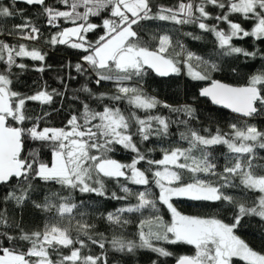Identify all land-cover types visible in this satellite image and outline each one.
Instances as JSON below:
<instances>
[{"label": "snow or ice", "instance_id": "obj_1", "mask_svg": "<svg viewBox=\"0 0 264 264\" xmlns=\"http://www.w3.org/2000/svg\"><path fill=\"white\" fill-rule=\"evenodd\" d=\"M60 2L65 6L64 10L47 5L46 0H23L29 6H43V15L47 17L50 26L59 27L58 22L61 19L73 24L72 27H65L52 35L47 43L51 46L68 45L73 49L83 50L86 54L81 59L95 72L97 85L101 81H115L116 92L108 97L109 100H127L129 105L146 112L163 104L173 112L182 111L189 118H195L196 109L190 104L173 108L155 96L148 95L142 86H129L125 83L134 78L143 79L149 69L162 77L179 75L183 64L187 68V75L192 79L210 81L209 86L200 89L201 97L210 98L212 103L222 105L244 117L264 113V73L252 75L247 84L242 86L223 83L211 76V73L221 70L219 64L188 51L179 41L174 45L168 34L153 37L157 43L155 47H150L134 29V26L145 20L169 21L177 25L196 24L199 29L213 33L223 55L255 56V52L233 46L232 40L235 37L249 36L264 38V0H179L175 8L160 6L155 13L151 0ZM208 5L226 9L214 18L228 24L227 32L217 25L204 22L212 18V14L207 11ZM81 7L83 11L78 10ZM105 11L109 14L103 18L102 24L89 21L90 16L99 17ZM232 13L254 19L255 24L251 31L230 20ZM18 14L23 15V10L17 11L15 0L9 6L0 3V18ZM97 28H102L103 34L94 42L88 40L87 33ZM7 35L37 41L40 38V29L26 18L23 23L14 25ZM185 35L200 39L192 33ZM176 47H179L180 52H175ZM170 49L174 55L169 54ZM181 54L184 55L182 61L178 59ZM46 56L47 53L35 47L30 49L24 43L12 45L0 40V61H4L7 66L6 72H0V185L11 184L14 180L17 182L19 188H13L4 197L6 202L15 201L17 206L31 200L34 191L32 181L37 179L44 183L59 184L62 189L69 190V195L52 193L51 196H45L41 203L35 200H31V203L44 212L55 208L57 217L60 220L68 217L69 224L78 215L80 218L76 219L75 225L77 235L74 237L71 228L59 222L46 223L42 230L25 231L19 224H10L6 213L0 212V227L6 229L0 232V237L12 244L11 247L0 245V264H108L106 244L120 253L135 254L138 249H149L160 256L171 255L164 247L153 243L159 240L194 246L195 255L181 256L177 264H233L234 257L241 258L246 264H264V254L250 247L235 231L248 216H257L264 221V195L259 197L256 206L248 207L225 193L226 188L236 186L234 179L238 178L244 188L264 194V174L256 173L258 165L254 163L257 150L264 149V131L253 124L244 128L231 124L230 133L217 129L215 134L205 136L188 128L186 132L180 133L181 140L188 143L187 148L163 149L162 158L152 160L141 152L134 136L138 135L141 141H148L153 135H169L171 122L160 115L140 118L132 112L126 116L115 104H106L102 111H96L84 103L83 112L79 116L71 115L65 127H41L40 121L43 117L33 118L26 115V102L51 104L54 95L63 93H58L56 89L51 92L42 89L32 95H23L12 90L9 77L13 66L20 69L27 67L22 63L17 64V58L28 57L33 61L44 62ZM75 69L77 72L85 71L82 63H77ZM35 70L43 72L45 65L42 63ZM83 90L91 93V89L86 86ZM106 95L100 93L99 99L103 100ZM25 121H31V126H25ZM181 123L187 125L188 121ZM133 126L136 128L135 132L131 130ZM28 140L37 142L39 148H34L25 156L24 146ZM116 145L135 153L130 163L124 164L111 158L109 153L113 152ZM216 145L226 146L234 159L231 166L225 165L223 172L216 171V164L211 159L209 148ZM44 148L49 149L50 160L42 158ZM194 150L200 152L199 157L193 155ZM151 151L153 149H148V152ZM142 161L153 166L154 170H141L138 165ZM148 171H151L153 178L151 182L159 188L158 200L167 206L171 220L166 222L161 216L141 220L138 242L116 236L108 240L104 233L93 235L95 225L84 220L86 213L78 212L83 202L81 201V205L73 203L71 192L78 191L81 194H95L117 200L135 195L137 204L108 212L105 217L114 227L123 228L129 223L123 218L124 213L139 212L145 208L155 209L156 200L150 198L152 193L147 188L145 191L133 193L126 184L121 185L125 196H118L116 192L109 194L104 178L117 183L124 178L135 185L148 186ZM183 171L193 174L192 182H184ZM201 174L216 177L217 180L201 179ZM173 198L227 202L236 209L233 222L183 214L174 206ZM54 199L56 203H53ZM154 224L155 231L152 227ZM13 227L18 229V235L10 234ZM19 242H27L30 247L21 250L16 247ZM89 243L97 245L102 250L101 253L83 254L82 249L87 248ZM61 249H70V252L54 260L52 253L59 255ZM152 264H156V261H152Z\"/></svg>", "mask_w": 264, "mask_h": 264}, {"label": "trees", "instance_id": "obj_2", "mask_svg": "<svg viewBox=\"0 0 264 264\" xmlns=\"http://www.w3.org/2000/svg\"><path fill=\"white\" fill-rule=\"evenodd\" d=\"M6 6L12 5V1L0 0ZM179 0H151L153 5V12L155 13L160 6L175 8ZM46 4L53 8L64 10L65 6L60 0H46ZM17 11L23 10V15H16L13 17L0 18V40H4L12 45L24 43L31 49L33 47L40 49L47 53L44 62L33 61L28 57L17 58V64H25L27 67L20 69L16 66L12 67L10 79L12 84L10 87L13 91H17L23 95H32L39 90H47L51 92L56 89L58 93L63 95H54L51 104H41L37 101H27L25 105L26 115L35 117H43L40 121L41 127H65L67 120L71 115H80L83 112V104L87 103L90 108L96 111H102L104 105L112 106L115 104L120 107L126 116L135 112L140 118H145L147 115H160L167 118L171 123L169 127V135L165 137L151 136L148 141H141L138 135L134 136V140L138 143L141 152L145 153L148 159L159 160L162 158L163 149L169 148H187L188 143L181 140L180 133L186 132L188 128L200 132L201 135L215 134L219 129L223 133H230L231 124H236L240 128L246 127L248 124L255 125L261 131H264V113L254 117H239L223 108L213 106L205 97L198 94V89L209 81L194 80L187 75V68L181 64L182 71L179 75L159 76L154 71L148 70L143 79L134 78L132 81L125 82L129 86L140 85L144 91L150 95L155 96L158 100L171 105L173 108H180L183 105L190 104L196 109L195 118H189L184 112H173L170 108L164 107L163 104L158 105L157 108L145 111L143 109L134 108L129 105L127 100L120 102H113L108 99L109 96L115 94V81H101L99 85L95 83L97 76L91 70L87 63L83 62L81 57L86 53L81 49H73L68 45L51 46L47 43L52 35L61 30L63 26L72 24L71 22L61 19L59 27L50 26L47 23V17L43 15V6L34 5L29 6L23 2L15 1ZM83 11V7L78 9ZM207 11L212 14V18L204 22L209 25H217L219 28L228 31V24L223 21H217L214 17L222 14L223 11L218 7L208 5ZM108 12H102L99 17H89V21L95 24H102L103 18L108 16ZM30 19L39 29L40 38L37 41H28L19 39L16 36H8L7 32L13 28L14 25L23 23L24 19ZM229 19L233 22L240 23L241 26L251 31L254 27V19H246L239 13H232ZM79 22V21H77ZM134 29L139 32L142 41L147 42L150 47H155L157 40L153 37L168 34L172 38L175 45L177 41L182 43L188 51L195 53L197 56L203 57L205 60L219 64L221 70L211 73L213 79H220L233 84H247L249 77L254 74L264 73V38L257 39L255 37H235L232 40L233 46L241 47L248 52H255V56H245L243 54L223 55L216 37L211 32H205L198 28L196 24L177 25L169 21L160 20H145L139 25L134 26ZM185 33H192L193 36H198L200 39H193L192 36L185 35ZM103 34L102 28H97L92 32L87 33V39L95 41ZM175 52H180L179 47L175 48ZM170 55H174L173 51L169 50ZM184 55L181 54L178 59L183 60ZM45 65L43 72L36 71L35 68L40 64ZM82 63L85 71L77 72L75 65ZM50 66V67H48ZM197 70H200L197 68ZM234 70V71H233ZM7 66L4 61H0V72H6ZM88 87L91 93L85 92L83 89ZM100 93L107 95L103 100L99 99ZM47 113V116L44 114ZM188 121L185 125L181 121ZM31 121H25V126H31ZM136 131L135 126L131 129ZM34 148H39L37 142L31 140L26 141L24 146V155L27 156ZM148 149L153 151L148 152ZM211 152V159L216 164V171L223 172V168L227 164L231 166L234 162L232 154L229 153L226 146L216 145L209 148ZM112 159L121 163H130L135 153L124 149L122 146L116 145L113 152L109 153ZM193 155L199 157L200 152L194 150ZM42 158L50 160V151L48 148L42 149ZM258 167L255 169L257 174H264V149L257 150V159L254 161ZM141 170H148L153 166H149L145 161L139 165ZM150 184L148 186L135 185L130 181L121 178L117 183L115 180L104 178L106 188L109 192H116L118 196H125L121 191V185L126 184L133 193L145 191L146 188L152 195L151 199L156 200V208H145L139 212L124 213L123 218L129 223L123 228L114 227L106 219L108 212H114L118 208L128 207L138 203L135 195H128L127 199H111L95 194H81L78 191L71 192V200L77 205H83L78 208V212L86 213L84 220L94 224L95 229L93 235L96 233H104L108 240L113 236L123 237L128 240H135L138 242V231L140 221L150 219L154 216L163 217L164 221L171 220V213L166 205H163L158 200L159 188L152 183L151 171H148ZM184 182H189L193 178V174L188 171L182 173ZM202 179L217 180L216 177H207L200 175ZM34 191L31 195V200L37 203L44 201L45 196H51L52 193H59L60 195H69V190L62 189L59 184L44 183L40 180L32 181ZM234 187L225 189L227 195H232L238 201L243 202L248 207H253L258 204L261 193L258 190H250L240 185L239 179H234ZM13 188H19V185L14 180L11 184L0 185V212H5L6 216L12 225L19 224L25 231L42 230L46 223L59 222L63 226H69L72 230V235H77L75 230L76 219L80 217L77 215L76 219H72L69 224V218L65 217L60 220L56 215V210L53 208L50 212L40 211L36 209L31 200L22 206H17L15 201H5L4 197ZM19 194V193H18ZM57 201L54 199L53 203ZM174 206L183 214L200 216V217H215L222 219L226 223L233 222V215L236 211L235 207L229 205L224 201H194L187 198H173ZM4 227H0V232L5 231ZM147 228L145 227V231ZM236 235L249 244L254 250L264 254V221L257 216L246 217L242 225L235 230ZM10 234L18 235V229L13 227ZM159 247H164L171 253L169 256H160L158 253L152 252L149 249H138L135 254H126L115 252L110 245L106 244V251L108 255V264H174L176 258L195 254V248L192 245L185 243H169L164 240L156 241ZM0 245L11 247L12 244L0 237ZM79 247V245H76ZM16 247L21 250H27L30 244L27 242H19ZM101 249L97 245L89 243L87 248L82 249L85 255H99ZM70 249H61L59 255L52 253V258L59 259L60 255L69 254ZM233 264H246L239 257L233 258Z\"/></svg>", "mask_w": 264, "mask_h": 264}, {"label": "water", "instance_id": "obj_3", "mask_svg": "<svg viewBox=\"0 0 264 264\" xmlns=\"http://www.w3.org/2000/svg\"><path fill=\"white\" fill-rule=\"evenodd\" d=\"M15 1L23 2V0H15ZM217 80H220V79H217ZM220 81H222L223 83L231 84V85H233V86H242V85H245V84H233V83H229V82H226V81H223V80H220ZM209 84H210V81L207 82V83H205V84H203V85L198 89V94H199V91H200L201 88L207 87V86H209ZM199 96H200V95H199ZM205 98H206V99L209 101V103H210L211 105H213V106L223 108V109H225V110H227V111H229V112H231V113H233V114H235V115H237V116H239V117L247 118V117H244V116L241 115V114L234 113L231 109L225 108V107L222 106V105H217V104L212 103V101H211L210 98H207V97H205ZM183 256H187V255H183ZM180 257H181V256H180ZM180 257H178V258L175 259L174 264H177V261H178V259H179Z\"/></svg>", "mask_w": 264, "mask_h": 264}, {"label": "rangeland", "instance_id": "obj_4", "mask_svg": "<svg viewBox=\"0 0 264 264\" xmlns=\"http://www.w3.org/2000/svg\"><path fill=\"white\" fill-rule=\"evenodd\" d=\"M77 23H79V22H77ZM73 26V24H68V25H66V26H63L62 28H61V30L63 29V28H65V27H72ZM60 30V31H61ZM200 178V177H199ZM193 179V178H192ZM192 179L189 181V182H192ZM202 179V178H201ZM261 195H264V194H262L261 193ZM146 228H147V226H145ZM153 231H155L156 230V225L154 224L153 226ZM147 231V230H146ZM153 243L155 244L156 243V241H153ZM195 255V254H194Z\"/></svg>", "mask_w": 264, "mask_h": 264}, {"label": "flooded vegetation", "instance_id": "obj_5", "mask_svg": "<svg viewBox=\"0 0 264 264\" xmlns=\"http://www.w3.org/2000/svg\"><path fill=\"white\" fill-rule=\"evenodd\" d=\"M8 1H12L13 2V0H8Z\"/></svg>", "mask_w": 264, "mask_h": 264}]
</instances>
